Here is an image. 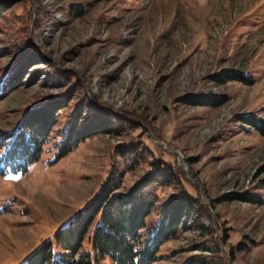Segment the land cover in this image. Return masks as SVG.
<instances>
[{
	"label": "rangeland",
	"instance_id": "1",
	"mask_svg": "<svg viewBox=\"0 0 264 264\" xmlns=\"http://www.w3.org/2000/svg\"><path fill=\"white\" fill-rule=\"evenodd\" d=\"M10 1L0 15V77L27 46L36 54L22 84L0 100V127L14 128L26 107L64 91L52 64L76 74L93 105L97 96L137 124L92 134L57 157L55 134L73 111L71 99L40 159L0 175V264H23L43 240H54L99 190L116 145L130 142L150 153L124 173L119 190L128 192L161 159L178 179L158 191L156 208L182 188L202 202L196 207L207 230L191 226L190 216L162 243L155 264L204 253L208 231L219 250L207 253L221 254L225 264H264V0ZM71 4L83 11L70 13ZM206 93L222 103L184 100ZM244 192L256 200L228 198ZM158 217L154 209L147 221ZM81 250L92 251L88 237Z\"/></svg>",
	"mask_w": 264,
	"mask_h": 264
},
{
	"label": "trees",
	"instance_id": "2",
	"mask_svg": "<svg viewBox=\"0 0 264 264\" xmlns=\"http://www.w3.org/2000/svg\"><path fill=\"white\" fill-rule=\"evenodd\" d=\"M10 2L0 0V15ZM82 11L80 5L71 4L70 13L80 14ZM23 27L29 28L26 24ZM23 27L16 29L18 38H21L19 33L24 31ZM33 54L36 51L29 45L20 61L8 65L0 77V100L22 84ZM52 65L54 83L65 86V89L56 96H48L40 103L26 107L14 128L0 127V175L23 172L40 159L45 144L55 137L60 111L73 98H76L73 111L67 114L63 127L55 134L57 157L68 153L92 134L122 132L137 124L103 105L97 96L94 97L97 105H93L76 74ZM228 71L229 77L244 79V75L238 71ZM184 100L193 104L218 105L222 103L223 97L214 93L189 94ZM149 153L150 150L143 143L116 145L112 167L99 190L72 215L67 224L55 231L54 240H43L27 255L23 264H94L104 256H109L112 264H155L162 243L176 237L179 229L186 228L190 216L195 218L191 226L207 230L198 218L200 215L196 207L197 203L202 206V202L184 188L156 208L158 191L178 179L170 163L162 162L161 159L151 161L150 169L128 192L119 190L124 173L140 166ZM228 198L256 200L255 196L247 192L229 195ZM154 209H158L159 217L148 222L147 217ZM208 234L207 241H204L205 248H202L205 252L193 255L183 264H225L221 254L207 253L219 250L215 248L217 243L214 245L216 236L210 231ZM86 237L92 251L81 250Z\"/></svg>",
	"mask_w": 264,
	"mask_h": 264
},
{
	"label": "water",
	"instance_id": "3",
	"mask_svg": "<svg viewBox=\"0 0 264 264\" xmlns=\"http://www.w3.org/2000/svg\"><path fill=\"white\" fill-rule=\"evenodd\" d=\"M172 151L176 152L175 150H172ZM179 164H180V166H182V162H181V160H180ZM183 168L186 170L185 167H183ZM186 172H187V170H186Z\"/></svg>",
	"mask_w": 264,
	"mask_h": 264
}]
</instances>
